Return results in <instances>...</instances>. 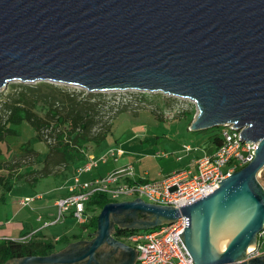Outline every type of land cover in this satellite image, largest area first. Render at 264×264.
<instances>
[{
    "label": "water",
    "instance_id": "1",
    "mask_svg": "<svg viewBox=\"0 0 264 264\" xmlns=\"http://www.w3.org/2000/svg\"><path fill=\"white\" fill-rule=\"evenodd\" d=\"M13 81L190 99L199 107L191 130L234 125L259 148L251 163L191 205L112 202L79 255L52 253L6 264H103L105 245L133 250L114 237L120 222L122 229L143 231L181 217L188 220L182 238L195 264H243L264 231V0H0V90ZM238 202L255 206L254 215L216 252L213 208L223 216ZM195 215L202 218L199 248L192 241Z\"/></svg>",
    "mask_w": 264,
    "mask_h": 264
},
{
    "label": "rangeland",
    "instance_id": "2",
    "mask_svg": "<svg viewBox=\"0 0 264 264\" xmlns=\"http://www.w3.org/2000/svg\"><path fill=\"white\" fill-rule=\"evenodd\" d=\"M71 95H76L75 97L82 101L88 100L97 103L98 107L100 106L102 117L98 127L111 126V132L99 146L90 147L84 160H76L69 165V170H65L64 165L56 168L55 165H49L54 174L39 179L36 186L32 187L26 182L17 183L14 189L8 193L6 200L0 199V224L3 225L7 219L13 220L20 214L17 221L31 220L34 232L44 234L48 239L83 234L81 224L75 218L68 216L56 223L52 219H47L46 212L37 211L34 213L25 209L19 204L20 200L25 197L34 199L36 195L41 194L45 197L44 200L39 202L34 199L32 207L41 204L46 208V211L49 210L48 208L52 207L57 199L63 197L61 193L65 191L61 186L66 180L65 175L73 173L76 167L82 166L89 159H97L99 167L90 173H84L83 179H93V177L105 179L129 166L133 167V172L136 175L146 174L149 179H155L159 175L182 171L190 166L194 159L212 155L214 152V145L210 138L217 134L219 128L191 130L188 128L189 118L186 115L194 113V122L199 114L197 103L162 92L133 89L89 92L81 86L64 83L13 81L6 88L0 90V120L6 118L9 110L7 107H11L15 101H24L31 109H34V105L38 104L36 111L40 112L39 109L44 106L43 104H46L44 100L51 98L52 105L55 100H59L57 98L65 99ZM43 113L44 111L40 115L45 117ZM19 132L20 137L8 138L6 142L0 143V163L5 162L3 174L9 172L17 174L21 171L20 166L25 168L29 166L38 169V171L41 167V164L37 162L36 155L28 151L32 146L26 145L35 135L33 128L25 123L19 128ZM44 140L43 143L33 141L32 144L43 156L47 149L45 144L55 145L54 137L49 133ZM188 145L192 148L189 153L184 149ZM114 148L121 149L124 156L118 160L108 156L106 162H103L101 159ZM57 159L59 157L51 156L50 162H57ZM262 171L264 172V169ZM261 177L262 172L259 181ZM136 199L122 197L118 202H129ZM142 200L147 201L146 199ZM40 215L44 216L42 222L38 219ZM222 222L220 223L222 224ZM219 225L215 224L213 230L216 231ZM26 232L32 231L30 229ZM123 241L131 244L126 239ZM212 242L215 251H220L221 249L217 248L214 240ZM254 246L248 248V252Z\"/></svg>",
    "mask_w": 264,
    "mask_h": 264
},
{
    "label": "built area",
    "instance_id": "3",
    "mask_svg": "<svg viewBox=\"0 0 264 264\" xmlns=\"http://www.w3.org/2000/svg\"><path fill=\"white\" fill-rule=\"evenodd\" d=\"M242 131L237 130L234 125L222 128V144L214 154L200 157L189 169L157 182H150L145 177L138 178L132 166L105 179L84 181L82 175L99 165L97 159H89L76 168L71 179L63 186L67 196L56 201L55 222L71 215L79 224H84L87 221L86 203L96 193L108 195L112 202H118L122 197H133L146 199L147 203L153 205L175 209L191 205L214 193L223 180L255 159L259 142L244 140ZM184 149L188 153L192 151L189 145ZM123 155L121 149L114 148L101 160L106 162L108 156L118 160ZM42 196L37 195L34 199ZM34 199L25 197L19 203L22 207H29ZM187 227L188 220L181 217L173 224L164 223L155 229L134 231L126 240L137 250L138 264H195L182 238ZM249 253H264V231L259 234L257 244Z\"/></svg>",
    "mask_w": 264,
    "mask_h": 264
},
{
    "label": "trees",
    "instance_id": "4",
    "mask_svg": "<svg viewBox=\"0 0 264 264\" xmlns=\"http://www.w3.org/2000/svg\"><path fill=\"white\" fill-rule=\"evenodd\" d=\"M75 96H67L65 99L62 97L57 98L59 100H55L52 105L50 103L51 98L44 100L46 104H43L44 106L39 109L40 112L36 111L38 104L34 105V111L24 101H15L11 107H7L9 110L6 118L0 120V143L6 142L8 138L20 137L19 128L25 123L29 124L33 128L35 135L26 145L32 146L28 151L36 155L38 158L37 162L41 164V167L38 171V169L36 170L29 166L26 168L20 166L21 171L17 174L9 171V173L3 174L5 162L0 163V199L6 200L8 193L19 182H26L34 187L37 185L39 179L54 174L49 165H55V168L64 165L65 170H69V165L76 160L85 159L90 147L99 146L108 137L111 132V126L98 127L101 124L102 118L100 106L98 107V104L92 101L79 100ZM63 100L65 103H63ZM43 111L45 117L40 115ZM186 117L189 118L188 128H190L194 113L186 115ZM217 131V134L210 138L216 149L222 144V128H219ZM47 133L54 137L55 145L48 146L44 143L47 149L43 156L32 144L33 141L38 143L45 142L44 138L47 137ZM51 156L59 157L58 161L50 162ZM260 183L264 188L263 171ZM109 203H112L111 199L103 193L94 194L86 203L85 215L87 221L81 224L83 232L87 233L86 235L64 236L52 241L34 239L36 237L35 234L26 241L0 239V264H6L11 260L23 259L25 257H45L69 245L73 241L91 238L98 227L99 212ZM133 233L134 231L116 228L114 235L116 239L121 240L127 239Z\"/></svg>",
    "mask_w": 264,
    "mask_h": 264
},
{
    "label": "crops",
    "instance_id": "5",
    "mask_svg": "<svg viewBox=\"0 0 264 264\" xmlns=\"http://www.w3.org/2000/svg\"><path fill=\"white\" fill-rule=\"evenodd\" d=\"M215 150H216V148L214 147V152H215ZM214 152H213V154H214ZM197 159L198 158L194 159L192 161V164L190 166L186 167L185 169H189L191 166H193L194 161L197 160ZM76 168H78V167H76ZM76 168H75V170H76ZM75 170H74V172H75ZM74 172L73 173H67V175H65V179L66 180H65L64 184L61 186L62 190H64L65 192L61 193L63 195V197H61V198H64L65 196H67V192H66L65 189H63V186L66 185V183L71 179V177L74 174ZM177 172H180V171H174V172H171V173H168V174H165V175H159L158 178H155V179H149V176L146 175V174L143 175V176H139V175H136V176L138 178L145 177L150 182H157V181H162L166 177H168V176H170V175H172L174 173H177ZM99 178H101V177H99ZM82 179H83V177H82ZM91 179H83V180L84 181H90ZM93 179H98V178L93 177ZM61 187H59V188H61ZM38 195H41V194H38ZM44 198L45 197L42 196V198L36 199L35 201L41 202V201L44 200ZM61 198H59V199H61ZM56 201L53 203L52 207L48 208L49 210H47V211H46V208L42 207L41 204L33 205V207H32V204L34 202L31 203V205L29 207H24V208L29 210V211H31V212H34V213H36L37 211L46 212V214L48 215L47 219H52V220L55 221L56 217H57V208H56V205H55ZM19 216H20V214L17 215L13 220H8L7 219L5 221V223L3 224L4 226L2 224H0V239H12V240L20 241V240H22V239H24L26 237H32L33 234H35L36 237H37V238L33 237L34 239H43V240H46V241L58 240L59 238H61V237L58 236L57 238L48 239L44 234L41 235L38 232L35 233L34 230H33V226L31 224V220L23 219L21 222L17 221V218H19ZM68 216H71V215H67L66 218ZM127 216L128 215H125L123 218H125ZM150 218L151 217H148V219L146 218L147 221H150ZM38 219L42 222L44 220V216L40 215ZM131 225H133V224H131ZM123 226H125V225L123 224V221H122V222H120L119 226H116V228H123ZM116 228H115V230H116ZM30 229H31L32 232H30V233L26 232V231H29ZM26 234H27V236H25ZM83 234L86 235L87 233L83 232ZM62 237H64V236H62ZM114 237H115V235H114ZM91 239L92 238L73 241L70 244H74V245L71 246L70 248L67 249V247L70 245L69 244V245H67V246H65L63 248H60L58 251H56L54 253H56L61 258L75 257V256L79 255L81 253V251H84L85 249L88 248V243L87 242L91 241ZM118 241H120V242L124 243L125 245L129 246L133 250L131 251L128 248H124V247H120V246L106 245V247H108V252H106L104 254L105 257L103 258V262H104L103 264H138V254H137V251L134 248V246L131 245V244H128L127 242H124L123 239L118 240ZM9 264H21V262L20 261H15V262H10ZM34 264H37V263H34Z\"/></svg>",
    "mask_w": 264,
    "mask_h": 264
},
{
    "label": "bare ground",
    "instance_id": "6",
    "mask_svg": "<svg viewBox=\"0 0 264 264\" xmlns=\"http://www.w3.org/2000/svg\"><path fill=\"white\" fill-rule=\"evenodd\" d=\"M254 211H255V206H252V208L249 210V208L245 205V203L238 202L235 206L231 208L228 214L223 215L225 216L223 217L220 215L219 212L216 211V207L213 208L211 214L212 216H211V227H210V239L213 246L214 243L212 242V240H214L215 244L217 245V248L221 249L220 251L216 250L217 252H223L228 247V245L235 238V236L238 235V233L245 227V225L253 217ZM220 222H222V224ZM201 223H202V218L199 215H195L192 226V233H193L192 241L195 248H199ZM215 224L219 225L216 231L213 230ZM252 246H250L249 249Z\"/></svg>",
    "mask_w": 264,
    "mask_h": 264
},
{
    "label": "flooded vegetation",
    "instance_id": "7",
    "mask_svg": "<svg viewBox=\"0 0 264 264\" xmlns=\"http://www.w3.org/2000/svg\"><path fill=\"white\" fill-rule=\"evenodd\" d=\"M125 220V218H123ZM122 221V219H120ZM92 238V237H91ZM102 254L108 252V247L106 245L101 249ZM243 264H264V253L259 255H251L249 252L245 255L243 259Z\"/></svg>",
    "mask_w": 264,
    "mask_h": 264
}]
</instances>
